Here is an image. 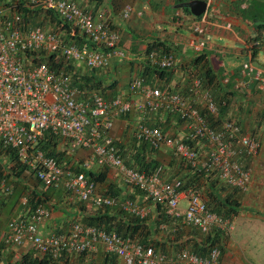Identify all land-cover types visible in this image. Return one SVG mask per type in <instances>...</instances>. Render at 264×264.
Returning a JSON list of instances; mask_svg holds the SVG:
<instances>
[{
  "label": "built area",
  "instance_id": "built-area-1",
  "mask_svg": "<svg viewBox=\"0 0 264 264\" xmlns=\"http://www.w3.org/2000/svg\"><path fill=\"white\" fill-rule=\"evenodd\" d=\"M251 1L246 0L242 7ZM26 5L53 10L62 23L48 28L26 22L16 5L0 4V145L15 149L26 171L33 173L43 187L63 188L83 202L118 206L141 217L151 212L152 208L145 204L150 201L162 205L172 217L173 225L181 220L204 233L219 229L225 236L231 235L233 223L207 208L198 186L184 188L181 178L164 180V164L146 172L128 162L120 153L112 129L122 115L138 112V121L130 127L139 142H148L155 151L168 152L178 161H186L196 171H217L229 185L242 191L249 190L254 181L253 166L242 158L243 148L250 158H256L262 146L255 134L232 119L223 120L218 129L210 127L200 109L218 116L220 105L196 75L188 97L178 89L151 85L140 75L132 77L126 93H118L112 99L96 89L74 84V71L66 65L73 63L85 70L104 69L113 58L125 56L121 32L107 20L104 9H94L77 0H26ZM133 14L142 15V12L130 3L120 13L124 20ZM191 24L189 45L201 53L208 46L207 28L212 24L209 5L200 16L191 15ZM218 24L234 29L232 21ZM249 44L250 55L241 65V77L235 86L246 89L255 83L264 97V66L252 55L255 49L264 50V41L254 39ZM32 51L35 53L29 54ZM38 52L56 54L64 66L51 68ZM147 59L161 68L178 64L175 50L154 49ZM162 110L180 115L187 131L173 134L147 122V114L150 117ZM49 132L61 139L60 146L65 144L67 154L72 156L81 149L89 154L81 161L70 158L72 162L65 167L64 162L41 147ZM94 163L116 169L127 186L144 194L143 202L98 192L86 173ZM13 188L0 175V203L3 197L12 194ZM183 200H187V206H183ZM28 203V197L23 196L20 204L24 210L13 214L5 230L0 231V242L7 247L26 245L41 256L59 257L62 253H95L99 244H103L107 251L123 259L124 264H221L219 244L213 245L207 255L189 249L164 252L115 231L82 223H73L62 233L45 234L40 225L52 212L44 205L29 207ZM0 264H7L5 256Z\"/></svg>",
  "mask_w": 264,
  "mask_h": 264
},
{
  "label": "trees",
  "instance_id": "trees-1",
  "mask_svg": "<svg viewBox=\"0 0 264 264\" xmlns=\"http://www.w3.org/2000/svg\"><path fill=\"white\" fill-rule=\"evenodd\" d=\"M95 1L100 3L103 0ZM245 1L246 0H244L241 4L245 3ZM2 3L6 5H16V7L23 12L26 22L44 25L45 27L46 25L43 22L52 23L53 26L61 25L62 23V19L55 11L48 9L45 10L42 7L29 8L26 5V0H0V4ZM254 7L264 9V2L261 0H253L249 2L246 7L240 6V10L244 15L243 17H248L254 21L256 28L264 30V14L263 16H259L255 12L246 16L253 10ZM210 9L211 8H209V13H211ZM183 10L187 11L190 15H193L190 8L184 7ZM121 36L122 45L124 40L122 34ZM256 39L263 42L264 36L257 35ZM78 42L82 43L81 41ZM154 49L168 52L170 50H175V46L167 40H154L146 43L145 51L141 50V52H139L140 50L137 49L133 52L137 58L143 57L140 62L132 60L131 56H129L128 59L129 53L125 50V56H118L117 58L122 59L124 62H126V60H130L131 63L129 61L128 62L132 65V69L135 64H137V69L140 68V66H143V71L133 72L134 75H140L145 78L147 83L161 88H169L171 90L178 89L183 93L184 97L189 96V87L193 76L196 75L201 78L203 88L209 89L220 105V113L218 116L210 114L205 108L200 109L201 114L206 116L209 126L218 129L222 125V121L225 119L236 120L243 125L244 128L247 121H249V123L251 122L253 128L251 130H247L254 133L260 140L262 145L258 155L260 156L264 146V106H261L263 110L253 114L251 110H254V102L248 99L250 94L246 93V89H237L235 86L237 79L239 78L229 76L226 81L225 74L220 73L219 70H215L209 61L208 53L203 52L198 53L193 61L178 67L183 72L181 74L182 77H180L181 81L178 82L177 80V84L173 86L170 82L173 79L175 70L178 69L176 68L178 64L176 66L166 68H161L152 64L147 59V54ZM33 53L35 52L32 51V53L29 54ZM36 54L42 55V60L47 62L53 69H60L64 66V62L57 57L56 54L40 52ZM256 55L257 52L254 57ZM114 62L113 58L107 68L84 70V72H81L80 67L73 63L66 65V67L67 69L74 71V84L80 87L96 89L102 92L107 99H112L118 94L116 93V90L114 91V88H116L119 83V79L115 78L116 71L112 73ZM258 63L260 62L258 61ZM260 64L264 66L263 63ZM134 75H132V77ZM176 86L179 87L176 88ZM111 91L112 93H109ZM252 106L253 109L251 108ZM130 114L131 113H127L121 116L126 124V128L123 129L124 131L122 133L125 139L129 137L128 133L131 134L133 127H130V125H132V122L135 121ZM138 115L140 117V113H138ZM145 118L150 125H159L166 131L172 126H176L175 130H180L184 128L183 125L185 124L184 119L180 115L164 112L163 110L150 115V117L147 114ZM126 121L129 123L131 122V124H127ZM184 130L187 131V129ZM174 133L175 132H173V134ZM131 136L133 137L131 141H121L126 143V146H124L125 144L123 143L121 145L119 141L116 142L120 153L128 162L135 163L146 172L154 171L158 165H169L168 167H165V171L162 175L164 180L181 178L185 183L184 188L194 185L198 186L201 189V196L206 203L207 208L211 212L229 219L232 223L235 221L240 212L245 211L246 208L242 202V197L243 194L249 190L242 191L238 187L229 185L225 179L219 176L217 171H196L186 161H178L172 156L170 161H168L166 157H164V160L161 156L163 151H155L148 142H139L133 135ZM60 144L61 139L53 135L51 132L47 133L45 140L41 141V147L45 150V152L56 156L61 162H64V166L67 167L69 163V159L66 156L67 150L63 147V145H65L64 143L61 146ZM239 148L243 147L239 145ZM243 150L244 152L242 153V158L245 162L250 164L252 160H256L258 158V156L256 158H250L246 153L245 147ZM108 168L109 167L107 166H103L100 171L89 168L86 173L90 179L95 182L96 190L98 192L114 195L117 198H125L119 190L120 185H116L114 183L106 184ZM26 170L27 167L22 164L15 149L2 147L0 145V175L8 179L14 176L18 178ZM42 187V184L38 181L35 188L32 189L33 191H30L28 196L25 195L29 199L28 206L36 207L38 205H44L52 212L51 206L46 203L47 192L43 190L44 192L40 193L37 190L41 188L42 191ZM43 188L49 190V188ZM51 188L53 190L59 189L57 187H50V189ZM133 189L135 195L139 194L141 198H143L144 194L141 191L136 188ZM131 195L125 196L135 200L136 197ZM81 206L84 211V215L70 222L69 227L73 223H82L83 225L95 226L106 231H115L122 236L131 237L137 243L142 244L145 247L153 246L156 250L164 252L175 253L181 249H189L199 255H207L210 248L215 244H219L222 247V251L224 250L222 239L226 236L221 230L215 229L208 233H204L195 226L186 225L181 220L176 225H173L172 217L160 204H154L151 212L145 217H141L133 212L119 208L118 206H97V208L90 207V209L84 204H81ZM162 224L168 225V228H162ZM6 226L1 227L0 231H4ZM174 227L176 228L175 230H173ZM6 248L7 246L3 242H0V259L5 256ZM95 254L96 253L87 252L79 254L62 253L59 257H53L51 255L41 256L32 249L22 252V255L18 259H12V256H10L7 260V264H121L120 257L113 252L105 253L103 261H97V257H94Z\"/></svg>",
  "mask_w": 264,
  "mask_h": 264
},
{
  "label": "crops",
  "instance_id": "crops-1",
  "mask_svg": "<svg viewBox=\"0 0 264 264\" xmlns=\"http://www.w3.org/2000/svg\"><path fill=\"white\" fill-rule=\"evenodd\" d=\"M77 1L94 9L100 8L105 10L107 20L112 22L113 27L118 29L123 35V49L129 53V56L134 61L140 62L143 57L137 58L133 52L137 49L141 52L146 47L147 42L154 40H167L175 46V52L179 60L176 68L193 61L198 55L189 45V38L192 34L191 15L183 10L184 7H187L183 5L192 0H103L100 3H97L95 0ZM205 1L208 2L209 8H211L210 16L212 24L208 25L207 28L208 46L201 53H208L209 61L215 70H219L220 73L225 74V79L229 76L240 78L241 67H237L249 57V43L256 39L257 35L264 36V30L256 28L254 21L250 18L243 17L244 15L241 13L240 6H242L241 3L244 0ZM261 1L264 2V0ZM127 3L134 5L138 11L142 12V15L133 14L131 18L124 20L120 13ZM263 10L254 7L246 16L255 12L259 16H263ZM225 21H232L234 29L229 30L218 24ZM256 52L257 55L254 57ZM252 55L254 59L264 64V50H255ZM235 57H241L243 62L236 65L233 59ZM114 61L115 66L113 65L112 67V73L116 71L115 76L121 79V82L114 88V91L116 90V93H121L126 91V89L128 90L129 81L132 79V75H134L133 71H143V66L137 69V64H135L132 69L130 60H128L129 63L127 60L124 62L122 59L115 57ZM225 62H228L230 66L226 67ZM221 65L225 67L224 72L221 71ZM182 73L180 68L175 70L173 79L170 82L173 86L177 84V80L178 82L181 81L180 77H182ZM255 86L256 84L253 83L249 88H246V93L250 94L248 99L254 102V109L262 110L260 105L262 101L260 99L263 100V96ZM178 87L176 86V88ZM121 121H124L122 117L116 120L112 134L117 136V138H121L122 136V140L124 141L126 139L122 135L124 130L120 123ZM250 124L252 123L250 122ZM184 131V128L180 129L182 134ZM176 132L179 134V129ZM164 165L169 166L167 164ZM90 168L100 171L103 166L94 163ZM260 178L261 173L256 169L254 181L248 191H251L253 205L246 204L244 201L245 211L240 212L233 222L231 235L222 239L224 250L222 251L221 264H264V200L262 197L259 200L258 185L254 187V184H260ZM8 181L10 180L8 179ZM112 183L120 185L119 190L125 198H127L125 195L132 194L136 197L135 200L143 202V198L139 194L135 195L134 189L124 183L122 176L117 170L109 167L106 184ZM25 188L28 191V196V193L32 192L35 186L26 183ZM37 190L40 193L44 192L43 190L47 192L46 203L52 209L51 217L44 220L40 225L42 233L45 234L67 231L70 222L84 215L81 204L86 205L89 209L90 207L97 208L92 203L82 202L70 196L69 193L61 188L54 190L49 188L48 190L42 187V191L41 188ZM20 191L21 189H18L17 195ZM13 193L14 188L12 194L3 197L0 203V228L7 225L13 214L24 210L20 202L18 204L15 203L17 200L14 199ZM95 253L94 257H97V261H103L105 253L109 252L103 244H99L98 250ZM120 263L124 264L121 258Z\"/></svg>",
  "mask_w": 264,
  "mask_h": 264
},
{
  "label": "rangeland",
  "instance_id": "rangeland-1",
  "mask_svg": "<svg viewBox=\"0 0 264 264\" xmlns=\"http://www.w3.org/2000/svg\"><path fill=\"white\" fill-rule=\"evenodd\" d=\"M3 4V3H2ZM38 20H40V19H38ZM45 25H46V27H48V28H51L52 26H53V24L52 23H48V22H43ZM55 26H57V25H55ZM55 26H53V27H55ZM121 47H123V45H121ZM142 51H145V48H143V50ZM128 59H129V55H128ZM234 59V62H235V64L237 65V64H240L241 62H243V59L241 58V57H235V58H233ZM227 61V60H226ZM257 63H258V61H257ZM241 65H242V63H241ZM241 65L239 66L238 65V67L237 68H239V67H241ZM222 66V65H221ZM225 66L226 67H229L230 65L228 64V62H225ZM84 68L83 67H80V71L81 72H84ZM224 70H225V67L224 66H222V72H224ZM224 74V73H223ZM115 78L116 79H119L118 81L119 82H121V79L120 78H117L116 76H115ZM127 80H129L128 78H127ZM126 89V88H125ZM109 93H112V91L111 92H109ZM123 93H126V91H123ZM116 96V95H115ZM139 97L137 96L136 97V99H138ZM263 98V100L262 99H260L262 102L260 103V105L261 106H264V97H262ZM252 109H253V106L251 107ZM262 110H263V108H262ZM252 112H253V114H255V113H257L258 111H260V110H256V109H254V110H251ZM130 115H132V117H133V119L135 120V121H138V119H139V115H138V112H132ZM233 116V115H232ZM238 117V116H237ZM239 118V117H238ZM121 123V125H122V127H123V129H125L126 128V124H125V121H121L120 122ZM120 125V126H121ZM245 126V128L246 129H249V130H251L252 128H253V125H251L250 123H249V121H247V123H246V125H244ZM121 127V128H122ZM176 126H172L171 128H169L168 130L170 131V132H176ZM179 132H180V130H179ZM181 133V132H180ZM179 133V134H180ZM129 134V137L128 138H126V140H124L125 142H128L129 140L131 141L132 140V136L131 135H133V131H131V134L130 133H128ZM116 137V139H117V141H119L120 143H121V145H122V143L123 144H125L124 146H126V143H124V142H121L122 141V139L121 138H117V136H115ZM128 145V144H127ZM130 146V145H129ZM89 154V152L87 151V150H85V149H81V150H78V151H76L75 153H73V155L71 156V155H69V154H67L66 156H67V158L69 159V163H71L72 161H71V159L70 158H72L73 160H75V161H81L82 159H84V158H86L87 157V155ZM261 154H262V156L259 158V156H258V161H257V159L256 160H254L253 162L251 161L250 162V164L253 166V171H254V176H255V170L257 169L258 171H260V173H261V178L259 179V181H261L260 182V184H254V187H256L257 185V187L259 188V200L261 199V197H262V199L264 200V175H262V174H264V146H263V151L261 152ZM161 156L164 158V157H166V159H168V161H170V159H171V155H170V153H167V152H162V154H161ZM164 160H165V158H164ZM68 163V164H69ZM260 176V175H259ZM17 179V180H16ZM9 182L14 186V193H13V197H14V199H16L17 200V202H15V203H17L18 204V202H20V200H21V198L23 197V196H25V195H27V190H26V188H25V185H26V183L27 184H31L32 186H35L36 185V183L38 182V180L34 177V175L32 174V173H30V172H28V171H25V172H23L22 174H21V176H19L18 178H16L15 176L14 177H10L9 178ZM18 189H21V191L19 192V194L17 195V191H18ZM251 193V191L250 192H248V193H244L243 194V197H242V202L244 203V201L246 202V204H252L253 202H252V195L250 194ZM248 194V195H247ZM250 194V195H249ZM251 198V200H249ZM146 206L147 207H150V208H153L154 207V204L153 203H151L150 201H147L146 203ZM253 205V204H252ZM183 206H187V200L186 201H184L183 202ZM28 250H32L31 249V247L30 246H24V247H16V248H12V247H7L6 248V253H5V256H6V260H8V258L10 257V256H12V259H18L21 255H22V252H25V251H28Z\"/></svg>",
  "mask_w": 264,
  "mask_h": 264
},
{
  "label": "water",
  "instance_id": "water-1",
  "mask_svg": "<svg viewBox=\"0 0 264 264\" xmlns=\"http://www.w3.org/2000/svg\"><path fill=\"white\" fill-rule=\"evenodd\" d=\"M183 6L189 7L193 15L200 16L206 11L208 2L205 0H192Z\"/></svg>",
  "mask_w": 264,
  "mask_h": 264
},
{
  "label": "clouds",
  "instance_id": "clouds-1",
  "mask_svg": "<svg viewBox=\"0 0 264 264\" xmlns=\"http://www.w3.org/2000/svg\"><path fill=\"white\" fill-rule=\"evenodd\" d=\"M243 126V125H242Z\"/></svg>",
  "mask_w": 264,
  "mask_h": 264
}]
</instances>
